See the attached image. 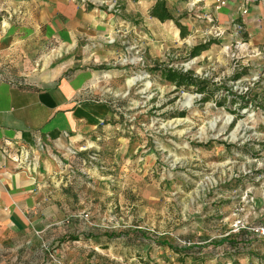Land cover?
I'll return each instance as SVG.
<instances>
[{
	"label": "rangeland",
	"instance_id": "374dc122",
	"mask_svg": "<svg viewBox=\"0 0 264 264\" xmlns=\"http://www.w3.org/2000/svg\"><path fill=\"white\" fill-rule=\"evenodd\" d=\"M164 1L188 34L173 21L143 42H114L123 85L107 78L94 99L115 100L120 128L112 148L71 167L82 222L67 224L69 242L51 264H264V239L252 232L264 223V46L222 30L203 0ZM85 47L50 46L51 66L79 69ZM166 68L196 85L176 87Z\"/></svg>",
	"mask_w": 264,
	"mask_h": 264
},
{
	"label": "crops",
	"instance_id": "0c3cea01",
	"mask_svg": "<svg viewBox=\"0 0 264 264\" xmlns=\"http://www.w3.org/2000/svg\"><path fill=\"white\" fill-rule=\"evenodd\" d=\"M203 1L222 30H242L264 46V0H229L222 8L216 0ZM114 4L125 6L124 13ZM155 4L0 0V77L13 80L0 79V264H51L69 242L67 224L82 222L85 199L72 184L68 188L67 175L86 152L113 147L118 115L93 99L105 92L99 84L107 78L123 85L125 69L115 57L121 50L114 44L120 34L143 42L173 22L151 17ZM83 44L91 55L79 69L73 62L51 66L50 46L73 53ZM24 63L29 72H17ZM20 150L33 158L30 165L17 162Z\"/></svg>",
	"mask_w": 264,
	"mask_h": 264
},
{
	"label": "trees",
	"instance_id": "16d2710c",
	"mask_svg": "<svg viewBox=\"0 0 264 264\" xmlns=\"http://www.w3.org/2000/svg\"><path fill=\"white\" fill-rule=\"evenodd\" d=\"M150 16L159 19L162 23H165L167 21H174L176 26L179 28L181 32V37L186 38L188 34L187 28L182 24H180L179 21L175 20V18L169 12L166 6V2L164 0H156V4L152 8L150 12ZM208 47L209 44L195 47L191 53L192 57L199 56L201 52L206 50ZM161 72L166 81L174 84L178 88H182V87L189 88L191 86L196 85V80L192 77V73H183L169 68L161 69Z\"/></svg>",
	"mask_w": 264,
	"mask_h": 264
},
{
	"label": "built area",
	"instance_id": "2783aa9c",
	"mask_svg": "<svg viewBox=\"0 0 264 264\" xmlns=\"http://www.w3.org/2000/svg\"><path fill=\"white\" fill-rule=\"evenodd\" d=\"M86 2L87 1H91V0H85ZM97 1V0H95ZM254 0H246V4L249 5L253 2ZM229 0H216V3H217V7L218 8H222L223 6H226L228 4ZM244 14L247 13V10H245L243 12ZM218 36H221L223 35L222 32L219 31V33L217 34ZM246 45V44H245ZM10 76H1L0 79L2 81H8V82H13L12 79H9ZM112 101V102H111ZM93 102L95 103H105V104H108L115 112L116 111H120L118 108H117V105L115 103V100H96V99H93ZM16 160L18 163H24V164H29L33 161V158L30 157V154L23 151V150H20L17 154H16ZM246 228V227H245ZM252 232L257 235L258 237L260 238H263L264 239V224L263 225H260L258 227H255L252 229Z\"/></svg>",
	"mask_w": 264,
	"mask_h": 264
}]
</instances>
